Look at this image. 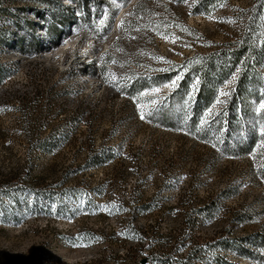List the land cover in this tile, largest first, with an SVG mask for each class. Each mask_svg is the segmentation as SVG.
Returning <instances> with one entry per match:
<instances>
[{
    "label": "rangeland",
    "instance_id": "obj_1",
    "mask_svg": "<svg viewBox=\"0 0 264 264\" xmlns=\"http://www.w3.org/2000/svg\"><path fill=\"white\" fill-rule=\"evenodd\" d=\"M252 1L0 0V264L178 262L197 243L202 264H261V87L231 109L236 73L209 106L197 78L180 86ZM153 197L157 211L135 209ZM212 199L219 215L187 221Z\"/></svg>",
    "mask_w": 264,
    "mask_h": 264
},
{
    "label": "trees",
    "instance_id": "obj_2",
    "mask_svg": "<svg viewBox=\"0 0 264 264\" xmlns=\"http://www.w3.org/2000/svg\"><path fill=\"white\" fill-rule=\"evenodd\" d=\"M202 4L206 6L210 2H216L219 0H201ZM241 21L240 29L234 34L233 40H229L218 45V48L213 51L195 55L188 58L184 64L185 72L180 82L181 88H186L188 82L194 78L198 79V96L202 106H209L214 96V85L220 81L230 77L236 73L238 78L237 91L230 101V108L233 109L237 99H241V93L245 83H251L252 86L261 87V94L257 93L255 97L257 99L264 98V76L261 72V68L264 64V0H253L250 6L241 10L237 15ZM198 110V109H197ZM195 112V115L197 113ZM197 117L191 119V128L196 125ZM187 134H192L188 131ZM203 139H206L203 137ZM43 141L42 143H46ZM44 146V145H43ZM252 150V145L240 148V153L244 154ZM92 160L98 161L100 157L92 153L90 156ZM260 171V170H259ZM261 172V171H260ZM263 176V175H262ZM264 177V176H263ZM4 195H10L9 191L3 190ZM156 197L148 201L136 204L135 209L143 214L148 215L157 211ZM220 204L215 199H212L210 203L204 204L199 208H195L187 214V221L192 219L194 214H201L208 217H214L221 212ZM236 218L240 221H246L245 217L241 214V210L236 212ZM189 223V222H188ZM138 230V229H137ZM140 237L143 239L144 234L141 230H138ZM185 231L182 236H185ZM255 241H257L260 249L259 259L261 264H264V231L255 235ZM209 243H197L192 246L187 252V256L182 260L174 262L170 256V252H162L157 254L150 252L146 256V264H202L208 255H211L212 251L207 247ZM215 257L221 259L223 250L214 249ZM253 253H250L252 256ZM38 263V258L34 261V264ZM137 264H142L140 261Z\"/></svg>",
    "mask_w": 264,
    "mask_h": 264
},
{
    "label": "snow or ice",
    "instance_id": "obj_3",
    "mask_svg": "<svg viewBox=\"0 0 264 264\" xmlns=\"http://www.w3.org/2000/svg\"><path fill=\"white\" fill-rule=\"evenodd\" d=\"M116 6L121 7L122 5L117 4ZM102 23H103V21H102ZM177 79H179V77H177ZM173 86H175V81H173ZM261 108L264 109V105H261ZM142 118H143V115H142Z\"/></svg>",
    "mask_w": 264,
    "mask_h": 264
},
{
    "label": "water",
    "instance_id": "obj_4",
    "mask_svg": "<svg viewBox=\"0 0 264 264\" xmlns=\"http://www.w3.org/2000/svg\"><path fill=\"white\" fill-rule=\"evenodd\" d=\"M142 264H146V260H143V261H142Z\"/></svg>",
    "mask_w": 264,
    "mask_h": 264
},
{
    "label": "built area",
    "instance_id": "obj_5",
    "mask_svg": "<svg viewBox=\"0 0 264 264\" xmlns=\"http://www.w3.org/2000/svg\"><path fill=\"white\" fill-rule=\"evenodd\" d=\"M122 19L124 20L125 19V16H122Z\"/></svg>",
    "mask_w": 264,
    "mask_h": 264
},
{
    "label": "bare ground",
    "instance_id": "obj_6",
    "mask_svg": "<svg viewBox=\"0 0 264 264\" xmlns=\"http://www.w3.org/2000/svg\"><path fill=\"white\" fill-rule=\"evenodd\" d=\"M60 51H63V49L61 48Z\"/></svg>",
    "mask_w": 264,
    "mask_h": 264
}]
</instances>
